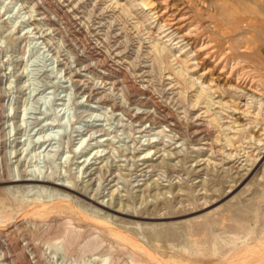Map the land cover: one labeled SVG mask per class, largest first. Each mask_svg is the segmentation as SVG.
I'll return each instance as SVG.
<instances>
[{
    "label": "rangeland",
    "instance_id": "1",
    "mask_svg": "<svg viewBox=\"0 0 264 264\" xmlns=\"http://www.w3.org/2000/svg\"><path fill=\"white\" fill-rule=\"evenodd\" d=\"M260 103L264 0H0L10 193L67 198L160 257L226 264L236 248L264 264ZM144 111L154 126L136 122ZM209 214L220 251L196 223ZM75 223L15 239L35 231L46 264H137L109 230Z\"/></svg>",
    "mask_w": 264,
    "mask_h": 264
},
{
    "label": "bare ground",
    "instance_id": "2",
    "mask_svg": "<svg viewBox=\"0 0 264 264\" xmlns=\"http://www.w3.org/2000/svg\"><path fill=\"white\" fill-rule=\"evenodd\" d=\"M158 49H159V52H161L163 50V47H160ZM201 95H204L203 92L201 93ZM140 104L142 108L143 107H145V109L151 108L150 107L151 102L149 99L144 98L143 101L142 100L140 101ZM259 105H260V109L264 110V104L260 103ZM156 118H157L156 115L150 112H147V111H144L142 114L136 115L135 117L136 122H138V124H144L147 122V123H150L151 126H154ZM167 123L168 121H165V123L163 122V124H167ZM0 133L3 135L2 138H6V135L4 134V128L2 126L0 127ZM11 176L12 174L9 170L7 154L4 151H2L0 152V264H46V261L42 259L41 245L35 243V238L36 236H38L34 233L35 231L33 232L30 231L31 232L30 235L23 238V241L25 242V244H22L21 242L16 241L15 236H18V234H20V232L23 231V228L25 229L37 228L42 224H47L50 227L54 225H56L57 227L58 226L65 227L67 226V224H71L73 222H76L82 225L83 223H85L89 227L94 228V229L100 228L103 231L109 230L110 236L114 240H116V242H118L119 245L125 248H128L130 257H133L137 264H189L188 262H185L182 260L177 261L175 260V258L167 259L166 257H162V256L160 257L159 254L158 255L154 254L152 251L142 246L143 244L141 245L134 239L128 238L127 235L118 231L117 229L111 228L100 218L98 219L96 217L89 216L87 213L83 211L81 212L80 210L76 208L73 201L67 198L66 199H55V200L46 201V202L35 201L32 203H25L21 201L20 199L18 200L17 198L12 196L9 190L11 186L17 185L16 182L12 181ZM19 183L22 185L41 184L44 186H50V185L53 186V184L49 181L41 182L37 180H34V181L23 180L22 182H19ZM56 188L58 190H61L64 193L68 192L74 195L75 197L82 196L81 193L73 189L57 187V186ZM259 201H260L259 204L264 203V196H261ZM119 213L121 212L119 211ZM120 215H123V214H120ZM229 217L233 218V216H228V218ZM257 217L263 218L264 211L263 213H261V215H258ZM199 219L205 220V222L203 223H205V228L209 231L208 239L209 241L211 240L210 242L213 243L215 250L217 251L222 250V247L224 246V242H223L224 239H222V237H217L214 234V232L210 230V228L215 225L211 219V214L207 216H203L201 218H197L196 223L199 222L198 221ZM173 227L174 226L171 224L168 225L167 227H163L162 229L158 231V235L155 237L163 238V237L174 236L175 229ZM238 227H240V225ZM70 238L71 237H69V239ZM68 250L69 251L73 250L71 248V245L70 246L68 245L67 251ZM245 250L246 251L243 253L241 252L242 250L239 251L236 248L232 249L231 250L232 253H230L229 256L227 257L229 258L231 257L233 260L231 259V261H229L228 263L227 261L228 259H227L226 264H255V263L258 264V261H259L258 257H256L257 258L256 260V258H254V253L252 254L250 249H245ZM28 252H30L31 255L33 256L32 259L29 258Z\"/></svg>",
    "mask_w": 264,
    "mask_h": 264
}]
</instances>
